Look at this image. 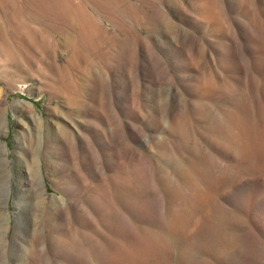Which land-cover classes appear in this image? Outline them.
Wrapping results in <instances>:
<instances>
[{
	"label": "rangeland",
	"instance_id": "rangeland-1",
	"mask_svg": "<svg viewBox=\"0 0 264 264\" xmlns=\"http://www.w3.org/2000/svg\"><path fill=\"white\" fill-rule=\"evenodd\" d=\"M263 66L264 0H0V264H264Z\"/></svg>",
	"mask_w": 264,
	"mask_h": 264
},
{
	"label": "bare ground",
	"instance_id": "bare-ground-1",
	"mask_svg": "<svg viewBox=\"0 0 264 264\" xmlns=\"http://www.w3.org/2000/svg\"><path fill=\"white\" fill-rule=\"evenodd\" d=\"M245 109L247 110L246 107H245ZM247 113L249 114V112H247ZM262 114H263V111L260 109V115L259 116L261 117V120L264 123V116H262ZM250 115H251V113H250ZM237 116H239V115H237ZM260 125H262V124H260ZM242 126H244V124H242ZM247 136H248V134L246 135L245 133H243L240 130L235 131L234 134H233V143L236 146L235 147L236 152L235 151H233V152L232 151H230V152H221L220 150H218V149L215 148V150H216V152L218 154L217 155L218 158H217V161L216 162L214 161L215 162L214 164H211L210 163V166L211 167H214L217 175H220V176L221 175H225L226 173L230 174L231 172L234 175L236 174V181L232 184L231 189H227L223 193L221 191H219V192L222 193L219 197H221V196L224 197V196H226L228 194H230V196H231V194L234 193L233 196L234 195L235 196L236 195L238 196V197L236 196L237 197L238 207H239V209L242 210V212L244 213V215L247 216L246 218L249 219V220H251V221H254L256 224H259V225L261 224V226L263 225V227H264V208L263 209L261 208V209H258V210L255 209L256 208V205H258L259 203L264 205V177L259 176V175L246 174L245 172L240 171L239 170L240 169L239 167L237 168V170L234 167L238 161H240V162H238V166H240L241 162H244V164H245V158L247 156H249L247 154V152H249V151L252 150V148L251 147L249 148V146L247 145ZM253 151L256 154V156L259 158V160H261L262 162H264V148H260L259 147V148H256ZM192 174H194V173L192 172ZM228 174H226V175H228ZM207 176L210 177V175H207ZM199 183H201V182H199ZM210 186H211V184H206L205 186H203V189L205 188V190L208 191V189L210 188ZM209 191H210V189H209ZM236 191H239V192L238 193H235ZM193 197H194L193 198L194 200H197V201L200 200V190H194ZM219 197H218V194H216L215 198L212 197L211 198L212 204L215 205L216 200ZM174 206H177V205H174ZM209 209L211 210V208H209ZM180 211H181L180 207L178 209L176 208V213H177L176 215L177 216L179 214H181ZM209 213H211V212H209ZM204 216H206V215H204ZM198 230H199V228H198ZM193 232H195V231H193ZM199 232H200V230H199ZM227 239H229V237L225 236L224 234H221L218 231H216V232L213 231V233L211 235H209V238L207 240H205L204 242H200V245L202 247V245L204 246V244H206V248H205L206 251L209 250L210 248L211 249L213 248V249H215V251L219 252V254L221 256H223V255L224 256H230L231 255V252H234V254L236 253L238 255V253H237L238 250H236L237 248H232V247L230 248V247L227 246V244H226ZM239 256L241 257L242 254L239 255ZM246 256L248 257L249 254H244V258Z\"/></svg>",
	"mask_w": 264,
	"mask_h": 264
}]
</instances>
